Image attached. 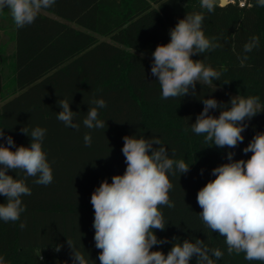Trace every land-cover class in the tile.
I'll use <instances>...</instances> for the list:
<instances>
[{
	"label": "trees",
	"instance_id": "1",
	"mask_svg": "<svg viewBox=\"0 0 264 264\" xmlns=\"http://www.w3.org/2000/svg\"><path fill=\"white\" fill-rule=\"evenodd\" d=\"M194 12L204 13V34L216 37L214 42L221 45L192 57L221 73L219 81H213L216 90L197 83L195 96L162 99L151 74L152 52L170 42L169 31L179 19ZM9 17L14 50L9 57L0 54V62L10 60L11 70L0 106V129L17 147L30 145L21 128L27 127L29 133L37 126L46 129L42 148L53 180L41 185L34 182L38 177L8 172L25 179L31 194L21 197L25 211L18 221L0 220V257L5 264H72L67 241L88 264H100L91 194L103 180L111 183L113 175H123L126 135L158 137L169 158L190 166L186 174H168L174 207L160 208L166 227L155 230V235L169 242L153 246V251L167 254L173 243L199 238L214 264H264L246 260L243 253L229 255L225 238L201 220L196 200L198 190L215 178L212 169L229 162L227 152L235 153L234 160L250 158L252 153L244 154L243 148L256 133L264 132V111L245 121L244 140L234 149L212 146L191 129L203 110V98L228 104L235 95L258 97L264 110V7L249 0L245 6H217L209 13L201 9L200 0H56L23 28ZM254 36L259 44L245 53L244 45ZM62 99L76 112L78 130L57 119L61 110L57 101ZM93 99L106 103L98 109L103 128L83 124L89 108L96 107ZM210 114L218 117L220 109ZM86 133L91 135L90 146L84 142ZM21 223L26 225L23 229ZM212 249L220 250L222 257L216 259ZM190 264H196L195 256Z\"/></svg>",
	"mask_w": 264,
	"mask_h": 264
},
{
	"label": "clouds",
	"instance_id": "2",
	"mask_svg": "<svg viewBox=\"0 0 264 264\" xmlns=\"http://www.w3.org/2000/svg\"><path fill=\"white\" fill-rule=\"evenodd\" d=\"M56 0H0V11L8 10L14 25L19 29L34 23L42 9L50 8ZM264 7V0H256ZM229 0H200V7L211 13L217 6L226 7ZM203 12L186 14L170 29V42L159 44L152 52L151 74L161 88L162 99L196 95L197 83L214 87L221 73L201 60L192 57L221 47L206 37L202 30ZM259 44L258 37H252L244 45L248 53ZM248 57L241 59V65ZM203 110L197 115L192 131L204 135L206 142L217 148L234 149L244 140L245 121H250L261 111L258 97L236 95L228 104H221L215 98L200 99ZM83 124L88 129L103 128L105 122L98 119V109L105 108L103 99H93ZM61 109L57 119L66 127L79 129L74 122L76 112L70 103L58 100ZM230 105V107H227ZM220 109L219 116L210 110ZM21 132L30 137L29 146H15L11 136H4L0 129V220L16 222L25 211L21 197L30 195L31 189L25 179H16L8 172H22L27 177H38L36 184L48 185L53 180L52 169L43 151L42 142L46 129L35 127L29 133L27 127ZM6 141V144L4 143ZM122 154L126 169L123 175H113L111 183L103 180L91 194L90 203L94 211L93 228L95 247L99 249L100 264H190L195 256L196 264H214L209 249L199 238L195 242L185 239L173 243L170 251H153V246L168 243L158 239L155 230L163 231L165 222L160 208L174 207L169 192L173 185L169 173L186 174L190 170L184 160L169 158L166 147L158 137H123ZM86 146L91 144V135L85 134ZM158 145L159 147H153ZM13 147L15 150L13 151ZM243 153H252L247 160H234V152H227V160L212 169L214 179L209 180L197 192L196 200L202 209L199 216L203 223L225 238L228 254H244L248 261L264 262V132L256 133ZM203 174V170H201ZM26 225L20 224L23 229ZM177 240L176 237L173 238ZM72 264H88L85 255L76 250L71 241ZM61 246L55 248L59 252ZM212 255L219 259L223 253L212 249ZM0 264H5L0 257ZM67 264V262H64Z\"/></svg>",
	"mask_w": 264,
	"mask_h": 264
},
{
	"label": "rangeland",
	"instance_id": "3",
	"mask_svg": "<svg viewBox=\"0 0 264 264\" xmlns=\"http://www.w3.org/2000/svg\"><path fill=\"white\" fill-rule=\"evenodd\" d=\"M7 9L0 11V54L1 57H9L13 50V33L10 29V14ZM9 62H0V106L3 103V97L8 93L7 83L9 81V75L11 70L9 68ZM236 96V95H235Z\"/></svg>",
	"mask_w": 264,
	"mask_h": 264
},
{
	"label": "built area",
	"instance_id": "4",
	"mask_svg": "<svg viewBox=\"0 0 264 264\" xmlns=\"http://www.w3.org/2000/svg\"><path fill=\"white\" fill-rule=\"evenodd\" d=\"M249 0H229L228 4H238L239 6L247 5Z\"/></svg>",
	"mask_w": 264,
	"mask_h": 264
}]
</instances>
